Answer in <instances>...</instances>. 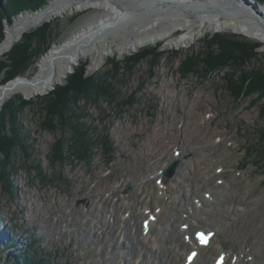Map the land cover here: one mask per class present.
Wrapping results in <instances>:
<instances>
[{
  "label": "rangeland",
  "instance_id": "rangeland-1",
  "mask_svg": "<svg viewBox=\"0 0 264 264\" xmlns=\"http://www.w3.org/2000/svg\"><path fill=\"white\" fill-rule=\"evenodd\" d=\"M249 1L259 9L264 8V0ZM26 11L35 10H23L11 20L5 18L4 39L9 33L8 28L5 29L6 20L14 24V19ZM76 12L62 14L25 30L23 35L51 23L55 36L37 47L46 52L25 74L0 84V87L18 77L34 75L42 56L70 38L100 10L92 8ZM182 34L179 30L174 36L178 38ZM216 34L243 38L257 45L254 50L257 61L241 67L231 64V67L208 74L200 66L199 73L182 76V60L203 52V40ZM8 48L6 45L1 51ZM146 48L155 49L159 57L153 62L145 59L131 72L114 75L116 67L110 66L112 62L122 64L124 58ZM89 64V59H81L64 76L65 82L54 84L55 89L66 86L69 75L80 67L84 68L85 77L109 74L106 85L110 96L81 99L68 115L72 119L70 125L83 133L79 153L84 156L82 148L85 146L87 151L82 158L74 153L82 143L73 140L70 126L58 127L52 132L41 127L45 115L40 110L41 99L55 89L51 87L49 92L43 91L31 99L15 94L3 104L19 105L20 101H30L32 105L15 113L19 146L14 147L8 162L0 166V219L9 225L12 233L14 230L24 232L26 244L23 248L17 246L19 251H9L11 255L7 259L0 243V264H14L13 259L19 254L22 255L21 264L26 261L34 264H126L128 258L132 263L133 256H127L131 253L129 249L119 247L113 254L114 242H105L108 234L103 237V202L116 203L120 195H128L130 187L120 189V184L127 179L130 181V177L137 180V187L147 182V190L153 192L155 186H161L170 198L174 197L170 186L177 171L184 169L191 158L185 151L190 146L202 148V157L212 158L211 169L216 167L215 178H205L209 187L201 190L194 200L204 203L197 204V213L201 210L204 214L202 220H198L212 229L216 226L213 247H222L225 251L224 264L235 263L237 257L240 264H264V96L255 93L236 97L233 92L241 72L264 67V42L230 31L208 32L188 48L169 47L165 42H159L122 58L109 56L95 72L89 70ZM3 125V132L9 133L8 116ZM185 136L190 140L183 147L181 143ZM200 137H207L208 144L193 145L197 143L193 139ZM53 148L60 149L61 160L54 159ZM162 149L163 155L158 156ZM3 158L0 154V161H4ZM170 168L173 169L170 171ZM217 168L220 172H216ZM188 189L190 198L191 186ZM86 195H94L95 199L89 203ZM132 202L129 200L130 204ZM236 211L238 213L233 216ZM189 213L187 210L182 217ZM194 223L192 234L203 227ZM219 225L221 227L217 228ZM160 227L158 225L157 230ZM217 256L222 257L216 253L212 262Z\"/></svg>",
  "mask_w": 264,
  "mask_h": 264
},
{
  "label": "bare ground",
  "instance_id": "bare-ground-1",
  "mask_svg": "<svg viewBox=\"0 0 264 264\" xmlns=\"http://www.w3.org/2000/svg\"><path fill=\"white\" fill-rule=\"evenodd\" d=\"M92 8H98L100 12L87 20L70 38L56 44L42 56L37 62L36 73L28 76L30 81L11 84L9 89L0 91V102L15 94L31 99L48 91L83 58L90 60L89 70L95 72L109 56L122 58L159 42H165L169 47L188 48L208 32L216 31L235 32L264 42V8L250 10V6L247 7L241 0H54L40 11L26 13L6 27L9 33L1 50L6 45L10 47L27 29L31 30L62 14L72 15L76 11ZM179 30L183 34L175 38L174 34ZM205 139L195 138L193 140H197V143L193 145L208 144ZM189 140L188 136L183 137L181 145L184 147ZM201 149L198 146L185 149L191 158L184 169L177 171L170 186V193L174 197L170 198L167 191L161 190V186H155L153 192L147 190V182L137 187V180L130 177L132 181L127 179L120 184V189L130 187L128 195H120L116 203L103 202V237L107 233L105 242H114L113 254L119 247L130 250L127 256L132 255L133 261L131 263L128 258L126 264H214L219 257L212 262L216 253L222 255V264L226 261L227 255L222 247H213L216 226L212 229L198 220H202L204 214L201 210V213H197V204L204 203L194 200L201 190L209 187L204 180L207 176L215 178L213 171L216 168L211 169L213 160L202 157ZM163 152L164 149L159 150L157 155L161 156ZM216 172H220V168ZM160 183L162 185L163 182ZM190 186L192 193L189 198ZM86 199L91 203L95 198L94 195H86ZM129 200L133 202L130 204ZM204 202L209 205L208 201ZM187 210L190 213L182 217ZM194 222L203 227L192 234L190 231L195 228ZM158 225H161L159 230ZM0 227V242H4L11 231L1 219ZM196 234L197 237L202 235L204 242L195 237ZM24 239V232L19 231L18 239L14 242L23 248L26 244ZM192 252L196 253L195 257L189 260ZM237 258L235 263L227 264H240L241 260Z\"/></svg>",
  "mask_w": 264,
  "mask_h": 264
},
{
  "label": "trees",
  "instance_id": "trees-1",
  "mask_svg": "<svg viewBox=\"0 0 264 264\" xmlns=\"http://www.w3.org/2000/svg\"><path fill=\"white\" fill-rule=\"evenodd\" d=\"M50 0H5L4 3L0 0V42L4 39V20L8 18L11 20L15 14L29 9L38 10L49 3ZM53 25L47 23L40 27L36 31L24 34L21 41L17 43L13 49L0 57V84L13 79L18 75H23L33 65L39 56L43 54L41 50H38L43 42L53 38ZM55 40V38H54ZM54 44V42H52ZM205 47L203 52H200L195 57L186 56L181 62L180 73L182 76L188 74L199 73V68L209 72H216L227 67H231V64L239 67L246 66L251 62H256L258 55L254 50L258 47L255 44L230 36L228 34H216L211 37H207L202 42ZM46 52V51H45ZM159 55L155 52V49L146 48L137 52L133 56L124 58L122 64L112 62L110 66H115V74L120 72H131L140 62L156 60ZM109 74L107 73L106 76ZM106 76H86L84 75V68L80 67L76 69L74 74L69 75L66 86L57 87L48 96L41 99L40 109L44 112L43 121L41 127L48 131H54L58 127L66 128L70 126L71 132H73V140L78 143H82L81 139L83 133H78L77 128L70 125L72 120L70 116L72 107L76 106L79 100H89L92 97L101 98V96H110V90L107 88ZM231 83V79H229ZM236 87L234 88V94L236 97L250 96L255 93L264 96V67H260L257 71H244L241 72L239 78L236 79ZM32 105L30 101H20L19 105L8 102L3 106L0 112V154L4 157V161H0V166H4L9 158L12 157L14 147L19 146L20 134L18 132V126L15 119V113L22 107ZM18 107V108H17ZM44 109V110H43ZM8 116V123L10 124V132L4 133V122ZM72 124V123H71ZM19 137V138H18ZM76 148L75 155L85 156L87 151L86 146L82 148L83 155L81 153V147ZM54 149V148H53ZM78 149V150H77ZM59 148H55L53 155L54 159H62ZM79 154V155H78ZM26 261V260H25ZM39 262V261H38ZM40 263V262H39ZM36 263V264H39ZM44 262H41L43 264ZM26 264H34L26 261Z\"/></svg>",
  "mask_w": 264,
  "mask_h": 264
},
{
  "label": "water",
  "instance_id": "water-1",
  "mask_svg": "<svg viewBox=\"0 0 264 264\" xmlns=\"http://www.w3.org/2000/svg\"><path fill=\"white\" fill-rule=\"evenodd\" d=\"M52 1H54V0H52ZM244 4H246L247 5V7L248 6H250V10H253V11H255L256 10V4H254V3H250V1L249 0H241ZM51 3V1L49 2V4ZM43 9V8H42ZM41 9H38L37 11H40ZM36 11V12H37ZM26 13H35V11L33 12V11H26V12H24L22 15H20V16H17L16 17V19L17 18H19V17H21V16H23L24 14H26ZM16 19H14V23H15V21H16ZM11 25H13V24H10L7 20H6V22H5V29H6V27H10ZM5 33H6V30H5ZM23 35V34H22ZM22 35H20L12 44H11V46L7 49V50H5V51H0V56L1 55H3L5 52H7L8 50H10V48H12V46L14 45V43L15 42H17V41H19V40H21L22 39ZM6 37V36H5ZM5 40V39H4ZM3 42L4 41H2L1 43H0V50H1V45L3 44ZM74 71V70H73ZM30 78L28 77V76H22V77H18V78H16V79H14V80H12V81H10L9 83H7V84H4L3 86H1L0 87V91H2L3 89L5 90V89H9V85H15V84H17V83H19V82H21V81H30L29 80ZM62 81L63 82H65V77L62 79ZM55 86L56 85H54L51 89H55ZM50 91V89H48V91L47 92H49ZM5 103V101H3V102H0V110L2 109V107H3V104ZM173 168H170V171L172 170ZM165 175H167V176H169L170 175V172H165Z\"/></svg>",
  "mask_w": 264,
  "mask_h": 264
}]
</instances>
